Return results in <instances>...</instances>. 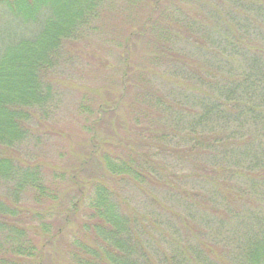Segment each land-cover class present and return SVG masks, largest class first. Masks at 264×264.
Returning <instances> with one entry per match:
<instances>
[{
  "label": "trees",
  "instance_id": "trees-1",
  "mask_svg": "<svg viewBox=\"0 0 264 264\" xmlns=\"http://www.w3.org/2000/svg\"><path fill=\"white\" fill-rule=\"evenodd\" d=\"M106 1L0 0V264H44L45 249L62 233L64 253L56 264H264V0H228L232 6L222 18L204 13L210 28H181L179 43L203 59L196 68L169 37L152 42L163 60L175 58L159 66L167 88L181 80L200 95L176 85L163 95L124 58L120 85H129L132 105L140 110L133 124L149 118L148 130H160L149 146L180 148L171 152L180 159L181 179L167 160L155 167L147 153L121 159L101 152V170L134 184L145 179L171 184L170 177L176 178L185 187L165 193L176 192L177 207L163 217L140 214L107 179L85 190L70 177L75 195L68 197L62 225L52 231L53 195L41 168L22 159L19 147L31 137L33 117L43 119L56 108V90L47 76L60 64L64 42L81 37ZM149 1L151 13L157 11V0ZM130 42L126 38L125 47ZM159 62L147 67L157 73ZM177 69L186 70L184 78ZM152 114L163 120L153 121ZM188 184L210 188L201 192L186 189Z\"/></svg>",
  "mask_w": 264,
  "mask_h": 264
},
{
  "label": "rangeland",
  "instance_id": "rangeland-1",
  "mask_svg": "<svg viewBox=\"0 0 264 264\" xmlns=\"http://www.w3.org/2000/svg\"><path fill=\"white\" fill-rule=\"evenodd\" d=\"M151 5L153 2L149 0H107L100 18L90 28H84L81 37L64 42L60 64L55 72L47 76L56 90L58 98L56 108L44 114L43 119L33 117L31 137L25 145L19 147V153L22 159L41 168L45 185L53 195L50 207L52 206L54 232L62 225L68 197L75 195L70 185L72 181L70 177L81 182V187L85 190L91 183L107 179V185L116 190L117 194L127 200L131 208L140 214L155 212L163 217L164 211L166 213L169 208L178 205L175 203V197L179 196L172 186H185L176 182V178L170 177L171 184H167L164 179L151 182L145 179L134 184L130 181H119L117 178L111 179L101 170L99 163L101 152L114 154L113 156L121 159L132 155L144 157L143 154L147 153L149 157H153L155 162L152 163L155 167H159L167 160L171 173L178 179H181L182 174L180 159L171 152L180 148L173 146L166 148L168 143L159 147L149 146L150 138L160 131L159 128L148 130L152 127L148 124L149 118L147 121L144 119L140 121L141 125L134 126L133 116L136 117L140 110L132 105L135 96L132 89L128 88L129 85L126 84L125 89L120 85L122 64L127 57L128 68L131 71L132 68L135 69L136 75L139 73L151 80L156 89L162 90L163 95L173 85L178 89H190L199 94L187 85L188 83L179 80L184 78L186 73L183 69L178 71L179 63L175 65L178 68L176 75L180 76L179 83L167 88L169 82L162 78L163 68L159 66L175 58L163 60V56H166L161 54L160 57L158 48L152 42L159 43L169 37L177 46L175 51L192 58L190 66L196 68L203 59L200 60L198 54L179 43L178 38L183 34L181 28L189 24L188 28H210L209 19L204 13L210 11L208 14L215 13L222 18L225 12L229 14L228 8L232 4L228 0H157V11L152 13ZM141 28H144V35L139 34ZM148 28L154 31L148 33ZM23 32L25 36L29 35L30 29L23 28ZM132 34L136 35L131 36ZM128 37L131 42L125 47L124 42ZM149 61L153 63L160 61L157 73L147 67ZM204 72H201L203 78ZM122 89L125 93L118 103ZM178 89L173 91L179 92ZM200 92L203 94V89H200ZM186 93L189 94V91ZM173 95L177 97L178 93ZM168 100L173 101L169 98ZM171 106L173 111H179L176 103ZM105 108H110V111L101 114ZM151 118L153 121L163 120V116L154 114ZM96 119L98 124L92 123ZM88 128H92L91 133L87 132ZM94 131L96 133L94 143L89 144L88 137L93 135ZM145 143L146 146L143 145ZM92 147L95 148L94 154L91 153ZM89 153L92 159L87 160ZM190 187L194 190H203L201 192L210 188L188 184L186 189ZM170 189L174 190L172 195H166L165 192H169ZM155 214L152 217L159 223L162 219ZM64 240L62 233L45 249L44 264H56L63 258Z\"/></svg>",
  "mask_w": 264,
  "mask_h": 264
}]
</instances>
